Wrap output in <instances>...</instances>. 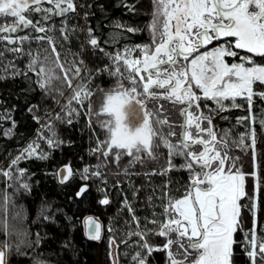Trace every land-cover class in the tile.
<instances>
[{
  "label": "snow or ice",
  "instance_id": "6c2138e0",
  "mask_svg": "<svg viewBox=\"0 0 264 264\" xmlns=\"http://www.w3.org/2000/svg\"><path fill=\"white\" fill-rule=\"evenodd\" d=\"M122 3L136 10L129 0ZM92 7L78 0H0V79L22 76L28 88L20 90L21 96L39 88L59 107V111L42 109L39 103L18 101L0 108V119L10 124L0 130L5 137L14 135L19 123L16 112L40 123L0 167V175L18 181V190L30 192L32 184L25 179L29 170L19 167L20 161L49 160L55 150L74 145L59 135L56 122L83 119L90 133L87 153L95 162H85L80 155L77 166V158L66 156L46 169L60 186L72 185L70 199L87 197L95 185L99 203L109 205L113 190L124 183L121 172L129 176V165L143 163L145 156L158 159L161 147L167 150L164 166L144 175L187 172L175 191L171 178L159 186V193L153 189L146 197L147 208L134 204L142 185H132V200L123 187L119 189L116 194L123 193L120 203L127 215L123 226H113L111 220L107 226L113 233L108 237L110 264H122L121 257L124 264H264V227L260 226L264 218L258 212L264 205V152L257 151L258 140L264 142V107L258 123L254 112L257 99L264 104V0H151L148 41L122 48L119 42L126 33L143 29L113 19L105 35L101 23L91 21ZM81 12L86 23L70 25L69 17ZM57 31L63 41H77L78 51L70 57L68 49L62 58ZM85 51L98 66L89 65ZM21 56L27 63L18 67L15 61ZM105 73L114 83L92 87ZM65 88L70 94L65 95ZM97 92L102 93V103L94 113L91 101ZM238 98L245 103H237ZM159 100L178 106L180 119L161 115L163 105L149 107ZM232 108L247 113L236 118L237 123L248 122V131L238 138L232 136V129H218L215 124L218 112ZM233 147L249 149L250 173L238 164L239 156L231 155ZM124 157L131 160L121 167ZM113 167L119 171H110ZM10 199L5 192V213ZM52 207L42 202L39 216L58 222L49 212ZM245 209L252 213L248 228ZM84 224L89 237L101 239L98 219L86 216ZM0 230L5 233L0 264H11L13 252L19 254L23 244L43 245L39 232L32 241L27 231L17 232L19 243H9L14 228L7 216L0 220ZM62 246L73 249L75 242L66 234ZM157 253L163 254L160 261L155 259ZM32 259L33 264H53L40 256Z\"/></svg>",
  "mask_w": 264,
  "mask_h": 264
},
{
  "label": "trees",
  "instance_id": "16d2710c",
  "mask_svg": "<svg viewBox=\"0 0 264 264\" xmlns=\"http://www.w3.org/2000/svg\"><path fill=\"white\" fill-rule=\"evenodd\" d=\"M80 4L87 2L90 5H94L91 8L93 15L91 21L96 24L97 21L101 23V27L105 35L110 31L109 24L113 19H119L127 24L136 26L143 29L136 33H126L125 38H122L119 42L122 48L125 44L145 43L148 41L149 33L146 28V23L151 18V0H129L136 6V10L126 8L122 0H78ZM56 24L59 26L60 20L56 19ZM86 22L83 19L82 12L69 17V24L84 25ZM52 34V33H49ZM59 43L58 48L61 50V56L63 58L65 50L71 49L67 52L70 57L72 51H78L77 41L73 39L71 43L60 39V33H55ZM47 47V45H44ZM62 46V47H61ZM115 47V45L113 46ZM36 47H33L35 50ZM85 59L90 66H98L93 64L90 54L85 51ZM11 56L9 55V59ZM102 59V57H101ZM18 67H23L27 63L25 56L18 57L15 61ZM2 72V69H0ZM33 78L35 74H31ZM114 80L107 76L105 73L102 78H97L92 87L103 84L105 86H111ZM28 88L27 81L22 76L15 78L9 77L7 79H0V108L7 109L12 104H16L18 101L21 105L25 101L32 103H39L43 109L45 106L52 110L59 111V107L55 101L44 93L39 88H35L33 91L28 92L27 96H21L20 90L25 91ZM65 95L70 94L67 88L64 89ZM99 92L95 93V98ZM53 95H57L53 93ZM63 101V98H60ZM162 102V103H161ZM237 103H245L242 98H238ZM163 104V100L151 101L149 103L150 108H158ZM168 105V104H167ZM161 115H169V119H180L178 106H173L169 103ZM255 115L257 117V123L260 119L261 108L264 104L259 99L255 101ZM15 117L18 119L14 135L5 137L0 134V167L4 166L11 156H14L16 152L23 146V144L29 140L36 132V129L40 127V123L33 121L27 113L16 112ZM44 115V112H41ZM63 115V113H62ZM247 113L244 109L232 108L226 111L218 112L215 120V124L218 129L230 128L232 129V136L238 138L240 133L247 132L248 127L246 122L237 123L236 118L245 116ZM225 117L227 119H225ZM94 119V116H93ZM6 125L3 119H0V130ZM97 131L101 132L99 125L96 126ZM56 130L64 140H72L74 145L63 146V150L57 149L53 152L52 157L49 160H40L35 157H31L28 160L20 161L19 167H23L28 171L25 179H28L32 184V190L25 192L22 189L18 190L19 182L15 179L7 178L4 175H0V220H3L5 216L12 224L14 231L11 236H8V242L12 244L19 243L20 237L17 232L30 233L29 239L34 241L35 234L39 232L43 238V245L37 247L34 243L31 245L23 244L20 249V253L15 251L11 257V264H33L32 256H40L45 260L52 261L53 264H110V258L108 256V237L113 233L107 231V225L109 221L113 220L118 215V210L121 208V201L123 199V193L117 195L119 189L123 187L124 191H128L129 180L133 181L134 185L143 187L140 188L138 193V199L134 202L135 206L148 207L146 203V197L150 195L151 188V175H144L150 171L151 168H159L164 166V162L167 155V150L164 147L158 149V153L162 154L158 156V159L152 160L145 157L143 163L136 161L129 165V176H124L121 172L119 178L124 181L123 185H118L113 190V199L109 205H103L99 203V197L95 195V185L93 191L87 197L70 199L73 194L72 185L62 187L56 181L54 177L47 174L46 169L50 168L51 164H54L57 160H63L66 156H72L77 158V166H79L78 156H84L85 162L94 163L95 159L90 158L87 149L89 147V130L84 120H74L72 124H67L62 121L56 122ZM258 129V136H259ZM250 141H246V144ZM257 151L264 152V142L258 140ZM231 155L239 156L240 160L238 164L243 165V170L250 173L252 171V159L250 151L247 147L237 149L235 147L231 150ZM264 159V157H261ZM177 163H182L181 158H176ZM110 171L116 172L119 169H111ZM139 173V175H137ZM18 175V173H17ZM165 177L179 180L181 184L187 179V172L180 170H173L171 173L164 174ZM114 179L110 180L114 183ZM253 181L248 180L249 187H251ZM5 192L10 194L11 199L8 202L7 213L4 211V195ZM43 203L52 204L53 207L49 209L50 213H53L57 217L58 222L46 221L39 216L40 209ZM248 203V201H245ZM56 209H60L59 213ZM260 217L264 218V205L258 210ZM19 213V215H17ZM142 214V213H139ZM88 215H95L100 218L104 223L105 236L100 240H93L86 236L84 227V217ZM245 220V227H251L252 213L245 209L243 211ZM69 217L72 220H69ZM261 227H264V221L261 222ZM68 234L75 242L73 249L66 250L63 244L64 236ZM5 240V233L0 230V247L3 246ZM25 253H32V256L25 255ZM162 253H157L155 259L160 261ZM238 259H240L238 257ZM123 262V257H121Z\"/></svg>",
  "mask_w": 264,
  "mask_h": 264
},
{
  "label": "rangeland",
  "instance_id": "374dc122",
  "mask_svg": "<svg viewBox=\"0 0 264 264\" xmlns=\"http://www.w3.org/2000/svg\"><path fill=\"white\" fill-rule=\"evenodd\" d=\"M32 47H36V43L35 42H33V45H32ZM69 90V92L71 91L70 89H68ZM92 105H93V112L95 113V111L99 108V106H100V104L102 103V93H98V95L95 97V98H92ZM162 103V102H161ZM169 103L170 102H168L167 100H163V108H164V110H166V108H167V106H169L170 107V105H169ZM168 104V105H167ZM96 117H95V115H94V119H95ZM101 119H103V117H101ZM101 130V129H100ZM102 131V130H101ZM103 134V133H102ZM101 137H103L102 135H101ZM145 157H147V156H145ZM129 160H131V157H124L123 158V160H122V164H121V167H123L124 165H126V164H128V162H129ZM157 160V159H156ZM155 160V161H156ZM111 169H117V168H115V167H113V168H111ZM167 179H169L168 177H165L164 175H161V174H159L158 172L157 173H155V174H152L151 175V188H150V194H152V192H153V189H155V191H156V193H159V191H160V187L159 186H161V185H163L164 184V182L167 180ZM173 181H174V183H173V185H172V187H173V190L175 191V189L176 188H178L180 185H182L181 183H180V181L179 180H176V179H173V178H171ZM130 181H131V179H130ZM132 185H134V183H133V181H131V185L129 184V186H128V191H127V193H128V197H129V199L130 200H132L133 199V197H132V192L133 191H135V188L134 187H132ZM136 186V185H135ZM136 201V200H135ZM134 201V202H135ZM127 215V211L126 210H124V209H122V208H120L119 210H118V215L112 220L113 221V226H115L116 224H120L121 226H123V217L124 216H126ZM98 218V217H97ZM99 220H101L100 218H98ZM102 221V220H101ZM103 223V222H102ZM109 224V223H108ZM103 225H104V223H103ZM108 226V225H107ZM104 227H105V225H104ZM105 236V229H104V231H103V236L102 237H104ZM3 247V246H2ZM122 264H124V262H122Z\"/></svg>",
  "mask_w": 264,
  "mask_h": 264
},
{
  "label": "water",
  "instance_id": "95a60500",
  "mask_svg": "<svg viewBox=\"0 0 264 264\" xmlns=\"http://www.w3.org/2000/svg\"><path fill=\"white\" fill-rule=\"evenodd\" d=\"M88 216H89V215H88ZM91 216H93V217H95L96 219H98L95 215H91ZM98 220H99V219H98ZM99 221H100L101 226H102V229H101V238H102V236H103V231H104V225H103V223H102L101 220H99ZM84 227H85V224H84ZM85 233H86V228H85ZM86 236H87L88 238H90V239L96 240V239H94V238L89 237L87 234H86Z\"/></svg>",
  "mask_w": 264,
  "mask_h": 264
}]
</instances>
